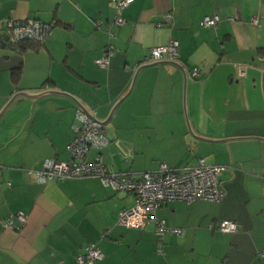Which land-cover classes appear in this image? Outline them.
<instances>
[{"label": "crops", "instance_id": "1", "mask_svg": "<svg viewBox=\"0 0 264 264\" xmlns=\"http://www.w3.org/2000/svg\"><path fill=\"white\" fill-rule=\"evenodd\" d=\"M114 1L121 0H0V112L17 93L70 96L18 98L0 117V264H75L89 244L103 254L96 264H264V0H133L102 69L95 62L109 42ZM213 16L215 28L200 27ZM10 18L56 24L43 44L13 51L1 47V22ZM170 40L179 60L148 62L149 50ZM192 69L198 79L189 78ZM80 107L107 122L112 143L99 153L110 172L181 169L203 159L226 168L221 202L164 204L156 219L183 236L165 233L158 242L153 224L118 225L119 212L134 206L131 194L96 179L38 185L26 170L71 161ZM19 212L25 225L5 229ZM222 220L238 232L209 229Z\"/></svg>", "mask_w": 264, "mask_h": 264}, {"label": "built area", "instance_id": "2", "mask_svg": "<svg viewBox=\"0 0 264 264\" xmlns=\"http://www.w3.org/2000/svg\"><path fill=\"white\" fill-rule=\"evenodd\" d=\"M116 15L111 28L108 31L109 42L103 56L95 62L99 68L106 69L110 57L114 53L113 28L122 25L119 18L122 10L133 3V0L114 1ZM172 22V16L167 15L166 24ZM219 22L218 16L206 17L200 22V27L215 28ZM256 23V20L253 21ZM4 25V37L10 44H17L24 41H45L52 33L51 25H43L33 21H15L6 19L1 22ZM161 26V25H158ZM179 60V45L175 40H170L166 45L157 46L149 50L148 62L160 63L163 61L177 62ZM138 65L129 69L134 74ZM189 78L198 79L200 72L192 69ZM77 123L72 126L73 140L68 147L71 161L64 163L55 159L44 160L39 169L26 170L27 175H33L38 185L44 186L51 181H71L78 179H96L101 186L110 189L114 193H126L134 196V206L122 210L118 214V225L129 228L145 230L153 224L156 226L158 242L165 233L183 236L180 229H168L155 217V211L164 204L179 202L192 204L197 201L219 203L223 198V191L220 186L219 175L225 171L224 166L209 165L203 159H199L194 167L172 169L164 164L159 166L155 172L139 174L113 173L110 172L102 162L100 151L109 146L112 142L104 134L103 123L96 118V113L88 114L79 110L76 113ZM96 151L95 158L87 159L90 151ZM131 155L124 157L128 161ZM1 180V174H0ZM10 185V184H8ZM1 186V182H0ZM14 220L17 223H14ZM26 223V217L19 212L9 216L4 222L7 230H20ZM209 229L224 234H236L239 230L235 222L222 220ZM102 234L101 238H105ZM160 252V246H158ZM263 258L264 252L258 254ZM103 254L95 244H89L84 248V253L76 256L75 264H96L102 260Z\"/></svg>", "mask_w": 264, "mask_h": 264}, {"label": "water", "instance_id": "3", "mask_svg": "<svg viewBox=\"0 0 264 264\" xmlns=\"http://www.w3.org/2000/svg\"><path fill=\"white\" fill-rule=\"evenodd\" d=\"M1 47L2 48H5V47H7V48H10L11 50H13V51H16L17 50V47H16V45H13V44H10L9 42H8V39L6 38V37H4L3 38V40H2V42H1ZM138 65V64H137ZM137 65H135V66H137ZM134 67V66H133ZM144 67V66H143ZM146 67V66H145ZM142 69V67H140V68H137V70L135 71V73H134V78L133 79H135V77L137 76V74H138V72L140 71ZM60 94V95H64V96H66V97H70L68 94H65V93H59V92H44L43 94H39V95H31V94H26V93H17V94H15L12 98H11V100L9 101V103L5 106V108L0 112V117L3 115V113H5V111L11 106V104L16 100V99H18V98H29V99H37V98H39V97H44V96H47V95H50V94ZM80 109L83 111V112H85L83 109H82V107H80ZM103 124H106L107 122H102Z\"/></svg>", "mask_w": 264, "mask_h": 264}, {"label": "trees", "instance_id": "4", "mask_svg": "<svg viewBox=\"0 0 264 264\" xmlns=\"http://www.w3.org/2000/svg\"><path fill=\"white\" fill-rule=\"evenodd\" d=\"M41 24H43V25H51L52 26V30H53V27H55V22H51V23H43V22H40ZM47 40V39H46ZM45 40V41H46ZM44 41V42H45ZM43 41L41 42V41H24V42H20V43H17V44H15L16 45V47L17 46H21V45H24V44H32V43H34V44H43L44 43ZM19 74H20V69L18 68V69H15V70H13L12 72H11V80H12V82L14 83V84H16L17 83V80H18V77H19Z\"/></svg>", "mask_w": 264, "mask_h": 264}, {"label": "bare ground", "instance_id": "5", "mask_svg": "<svg viewBox=\"0 0 264 264\" xmlns=\"http://www.w3.org/2000/svg\"><path fill=\"white\" fill-rule=\"evenodd\" d=\"M221 202V201H220ZM216 204H218V203H216Z\"/></svg>", "mask_w": 264, "mask_h": 264}]
</instances>
